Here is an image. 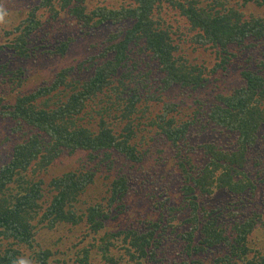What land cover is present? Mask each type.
Wrapping results in <instances>:
<instances>
[{
    "label": "trees",
    "instance_id": "16d2710c",
    "mask_svg": "<svg viewBox=\"0 0 264 264\" xmlns=\"http://www.w3.org/2000/svg\"><path fill=\"white\" fill-rule=\"evenodd\" d=\"M88 1L39 0L36 6L28 7L24 15L27 21L19 33L28 32L31 26H43L39 11L62 3L80 25L97 31L113 26L114 30L102 44L105 45L101 55L104 61L94 67L86 80L75 81L64 71L57 75L52 86L18 94L12 99L14 103L6 105L11 118L22 125V130L28 125L34 134L26 133V138L15 135L17 138L10 139L11 151L1 156L0 264H13L16 258L27 259L31 264H54L50 261L52 251L42 249L44 247L37 240L39 236L47 232L59 234L60 226L68 224L74 227L87 224L90 234L99 236L113 214L131 209L126 199L139 177L118 173L117 166L115 175L104 178L110 197L103 196L85 210L78 204L98 182L103 169H112L117 160L114 154L123 157L125 163L146 161V153L143 155L139 149L141 143L131 141L136 137V116L132 115L138 108L142 109L143 95L149 101L156 92L159 94L156 99L160 104L157 113L160 123L158 118L156 121L170 147L164 150L167 154L159 161L172 165L170 173L177 174L181 182L179 193L186 194L188 185L192 193L185 199L184 208L181 201L176 215V210L168 206L162 208L164 203L160 202L161 207H155L158 218L143 219L139 225L132 223L126 230L104 233L97 246L107 259L106 264H206L207 258L213 260L209 264H264V247H257V240L264 241V237L256 235L259 223L254 215L256 212L244 211L246 217L243 218L235 212L221 219L214 208L217 202L212 201H218L222 194L241 197L246 190L254 194L258 190L256 183L244 170L252 162L255 163L251 170H257L262 183L259 185H264V171L259 170L264 169V63L258 64L259 70L244 66L240 71L241 84L232 92L215 93L208 120L230 138L225 146L215 147L210 139L205 142L204 138L192 145L190 139L200 134L192 130L195 124L176 120L172 114L178 104L170 97L163 101L165 92L171 89L180 88L182 91L178 94L190 98L193 92L202 91L217 79L204 65L190 63L184 55V44H210L217 53L224 55L236 49L232 48L234 45L241 50L245 46L248 51L255 48L264 39V17L245 18L243 8L250 4L264 8V0H179L176 3V12L182 16L179 33L171 32L173 25L168 17H154L155 8H160L163 0H122L120 7L119 3L115 5L105 0L91 7ZM82 2H87L86 6ZM174 16L178 19L177 14ZM174 34H178L179 43H175ZM70 41L67 39L64 43ZM133 51L143 60L147 55V65L152 69L137 75L131 85L129 75L123 73L118 78L117 74L127 66ZM227 63L225 56L214 69L224 70ZM154 72L160 77H153ZM22 75L20 71L14 73L18 80ZM61 84L79 91L71 92L67 101L54 109L34 107L42 94ZM109 86L114 87L119 108L124 106L126 125L119 134L114 121H119L120 117L110 109L96 112L100 115L95 117L96 130L88 126L87 118L94 115L91 101ZM145 89H152L153 96H146ZM200 149L204 158L201 162L194 156ZM79 151L88 152V159L98 162L93 168L69 170L46 186L44 174L60 153ZM179 212L185 213L186 218L181 219ZM176 220L177 224H173ZM175 235L176 241L183 242L179 260L169 258V249L165 246ZM114 249L120 252L123 263L112 254ZM81 253L83 257L77 256L76 261H69L60 253V264H90L89 251L82 249Z\"/></svg>",
    "mask_w": 264,
    "mask_h": 264
},
{
    "label": "rangeland",
    "instance_id": "374dc122",
    "mask_svg": "<svg viewBox=\"0 0 264 264\" xmlns=\"http://www.w3.org/2000/svg\"><path fill=\"white\" fill-rule=\"evenodd\" d=\"M99 0H89L87 5L92 6ZM108 3H114L120 7L122 0H105ZM181 1V0H180ZM179 0H163L160 8H155V18L165 19L169 18V23L173 25L172 33H179V20L182 16L176 12V3ZM39 0H0V7L5 12L4 22L0 23V161L1 156L11 151V138L19 137L26 138V133L30 135L34 134L31 127H25L22 130V125L17 120L11 118L10 109L6 106L9 102H12L18 94H27L35 92L41 87L52 86L56 82V77L59 73L68 71L75 81H84L86 77L90 76L91 71H94L95 66H99L100 62L104 61L103 41L114 30L113 26L104 27L100 31L90 29V26L80 25L78 20L63 7V3L59 6L43 9L39 11V17L41 15V22L43 26H29L28 32L19 33L20 28L23 29L27 18L24 16L28 13V7L36 6ZM83 6H86L85 2H82ZM159 5V3L157 4ZM225 8H230L225 5ZM244 17L251 18L253 16L264 17V8H259L253 5L243 8ZM177 18L175 20V16ZM80 27L78 26V24ZM23 31V30H22ZM175 43H179L178 34L173 35ZM67 39H71L69 44L64 42ZM250 46V44H248ZM247 46L243 47V50L238 49L239 46L234 45L230 52L224 54L217 53L216 48H212L210 44L206 45H189L184 44V55L189 59L192 64L204 65L206 70L212 71V76L217 78L212 81L210 85L202 89V91L193 92L195 94L192 97H182L178 93L182 91L180 88L171 89L165 92L163 101H168L170 97L171 101L177 103L178 106L174 110L172 116L176 120H189L195 124L192 130L200 133L190 139L192 145H196L199 142L204 141L212 142L215 147L225 146L230 142V138L225 134H222L219 129L209 124L208 114L211 109L212 103L215 102L216 92L233 91V88L238 87L240 82V71L247 66L250 69L259 70V63H264V39L257 43L255 48L246 50ZM147 56V55H146ZM143 60L138 54L133 51L129 62L125 68H122L118 72L117 77L123 73L130 76L128 83L131 85L135 83L137 75L144 74L148 69L147 59ZM228 59L226 68L224 70H215L217 63H222L225 59ZM148 58V56H147ZM149 59V58H148ZM5 65V66H3ZM90 67V68H88ZM22 72L23 75L19 80L14 76L15 72ZM154 71V70H153ZM158 73V71H157ZM156 72L153 73V77H160ZM13 79V80H11ZM127 81V78H122ZM69 83L70 80H67ZM67 83V84H68ZM114 87L109 86L105 88L103 92L98 93L91 101L90 105L93 108L94 115L88 117L90 121L89 127L93 130L97 129V120L95 117H100L96 112H103L105 109L114 111L117 116L120 117L119 121H114L116 125V131L119 134L124 131L123 127L126 125V117L123 112V105L119 108L118 101L114 95ZM72 89V91H71ZM152 89H145L144 93L147 96L151 94ZM79 90L71 86L66 87L61 84L58 88L51 92H46L38 98L34 107L39 110H49L59 107L63 101H67L70 93H76ZM214 91V92H213ZM185 93H191L186 91ZM152 95V94H151ZM153 96V95H152ZM158 92L151 98L145 100V96L142 98V109L138 108L137 112L132 115L136 116L135 120V136L131 139L134 143H141L139 149L144 155L146 153V161L142 163H125L123 157L118 154L115 156V164L111 170L104 168L101 172L100 179L93 185L88 193L82 197L81 203L78 207L85 210L88 206L102 199L103 196H109L106 192L108 185L104 178L108 175H115L116 166L122 174L130 176H138L137 182H133L135 188H132V193L127 196V207L131 208L125 213L117 215L113 214L105 222V229L103 228L99 236L90 234L89 226L83 224L82 226H60L59 234L45 233L44 236H39L37 239L43 250L49 249L52 251V258L50 261H54V264H60L62 259L60 253L66 255V259H72L76 261L79 256L83 257L81 253L82 249L89 251L90 264H106L107 260L100 252L97 244L100 243L99 238L108 233V231L116 232L120 229L126 230L132 223L139 225L140 220L158 218V213L155 207H161L160 202H163L162 208L168 206L176 210L175 214L179 210V207L184 208L186 198L192 193V188L187 187V193H179L180 180L177 179L178 175L173 173L171 164H164L160 162V158L164 157L167 153L164 150H170L169 144L166 142L163 135H161L159 124L160 116H157L158 106L156 97ZM198 96V97H197ZM198 98V99H197ZM102 99V102H100ZM14 103V101H13ZM147 107L143 109V107ZM161 113V112H160ZM9 120H4L5 118ZM232 140V139H231ZM163 150V152H162ZM201 149L194 156L203 161V155L200 154ZM88 152H74V153H60L58 158L49 165L48 171L44 174L46 177V186L50 181L63 173L76 168H93L98 160L91 161L88 159ZM6 157H3L4 159ZM111 161V159L108 160ZM264 161V160H263ZM252 162L244 170L249 177L256 183L257 191L252 194L251 191L246 190L245 194L241 197H233L229 194H222L218 197L216 209L217 217L223 219L227 215L231 216L233 213H238L240 217H246L244 211L253 213L258 219V227L256 235L264 237V227L262 221H264V185L260 182L257 170L252 171ZM264 165V164H262ZM264 171V169H259ZM242 171V169H241ZM243 176V175H241ZM264 184V183H263ZM110 197V196H109ZM242 201V202H241ZM241 207H239V206ZM181 219L186 218L185 213L179 212ZM177 220L173 224H177ZM176 235L174 240H169L165 243V246L169 249V258L179 260L183 251V242L176 241ZM36 240V241H37ZM257 247H264V241L257 240ZM112 254H115L118 261L123 263L124 259H120V252L114 249ZM70 261V260H69ZM213 262L212 259L207 258L206 264ZM165 264V263H163ZM176 264V263H170Z\"/></svg>",
    "mask_w": 264,
    "mask_h": 264
},
{
    "label": "clouds",
    "instance_id": "9594fccd",
    "mask_svg": "<svg viewBox=\"0 0 264 264\" xmlns=\"http://www.w3.org/2000/svg\"><path fill=\"white\" fill-rule=\"evenodd\" d=\"M5 15H6L5 10L2 7H0V23H3L4 22ZM13 264H31V261H29L27 259H24V258H16L13 261Z\"/></svg>",
    "mask_w": 264,
    "mask_h": 264
}]
</instances>
